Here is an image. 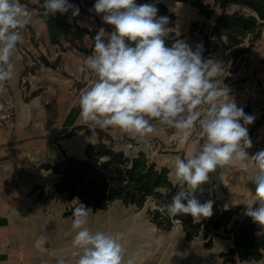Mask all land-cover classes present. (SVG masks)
<instances>
[{"label": "crops", "instance_id": "1", "mask_svg": "<svg viewBox=\"0 0 264 264\" xmlns=\"http://www.w3.org/2000/svg\"><path fill=\"white\" fill-rule=\"evenodd\" d=\"M27 1L29 4H22L31 22L20 30L23 40L11 58L14 74L3 82L5 91L0 93V105L5 101L13 102L16 111L11 122L0 126V264H57L61 259L65 264H75L79 250L72 247L77 231L72 221L77 198L69 199L65 193L54 191L56 175L43 165L55 163L64 154L84 157L87 144L98 141L100 130L115 140L118 149L125 142L136 145V150L130 154L143 151L158 166L167 167L168 177L174 182L171 160L175 156L186 158L197 138L191 134L189 142L181 145L175 129L156 121L153 122L157 123L159 131L148 139L150 146L132 140L118 128L92 129L80 118L78 100L81 90L94 79L86 68L81 71L93 50L80 51L62 37L60 44L51 42L39 10L31 6L38 0ZM161 1L193 8L179 1ZM135 2L146 3L144 0ZM92 5H84L87 13L80 12L71 22L93 29L94 37L101 26L111 31L112 26L103 25L99 16L89 12ZM70 15L68 13V21ZM190 26L191 23L188 31ZM170 29L181 36L178 39L190 45L194 41L202 44L204 51L203 39L195 34L196 30L185 36L178 34L174 26ZM94 37L85 34L82 45L91 48ZM42 58L47 59L49 65ZM237 106L255 117L247 126L252 141L247 152L251 156L264 149V134L256 133L264 115V94L237 103ZM203 142L201 140L200 144ZM256 172L247 160L225 165L222 169L218 167L209 173L208 182L201 185L200 190L213 192L216 198L224 201L226 208L247 207L246 204H252L255 199L256 184L251 179ZM148 205L137 209L115 200L106 209L89 207L92 211L87 227L92 232L119 234L125 244V260L134 257V264H264V252L258 260L224 261L221 253L233 247L231 239L214 237L212 246L206 248L201 233L187 240L178 222L167 231L157 228L146 215ZM40 236L46 237L44 251L34 246Z\"/></svg>", "mask_w": 264, "mask_h": 264}, {"label": "clouds", "instance_id": "2", "mask_svg": "<svg viewBox=\"0 0 264 264\" xmlns=\"http://www.w3.org/2000/svg\"><path fill=\"white\" fill-rule=\"evenodd\" d=\"M42 8L45 17L71 13L70 23L80 14L69 0H43ZM89 12L112 30L99 27L92 54L81 67L94 79L79 94L80 118L92 129L118 128L147 146L148 139L159 131L157 123L175 129L181 145L189 142L198 125L197 139L187 157L175 156L170 162L177 191L159 210L173 217L189 214L194 222L210 217L213 201L201 203L196 191L218 167L247 160L257 169L251 179L256 193L244 215L261 226L257 235L264 233V150L251 156L247 152L252 147L247 126L255 117L230 97L224 83L230 74L227 66L205 59L202 44L193 47L177 39L166 46L169 17L159 16L155 4L95 0ZM30 22L20 0H0V93L5 91L3 82L14 74L11 58L23 40L20 30ZM120 150L128 156L136 145L125 142ZM91 211L83 203L73 209L72 226L77 231L72 247L79 250L75 264H134V257L125 260V244L119 234L92 232L87 227ZM45 243L46 237L40 236L34 246L44 251ZM57 264L65 262L61 259Z\"/></svg>", "mask_w": 264, "mask_h": 264}, {"label": "trees", "instance_id": "3", "mask_svg": "<svg viewBox=\"0 0 264 264\" xmlns=\"http://www.w3.org/2000/svg\"><path fill=\"white\" fill-rule=\"evenodd\" d=\"M146 3L158 7L159 16H168L169 28L174 26L176 14L161 0H144ZM196 7L199 13L210 17L213 7L219 12L212 21L209 33L198 27L197 21H192L189 32L195 30L202 36L204 51L207 59L215 54L216 60L226 59V52L231 51L235 61L245 55L253 42L259 37L264 27V0H214L213 4L206 0H174ZM21 3L29 4L27 0ZM79 7L81 13H87L85 6L94 4L95 0H69ZM84 4V5H83ZM43 0L32 4L39 10V14L49 29L50 40L60 44V38L66 39L80 51L89 53L93 50L82 45L85 34L94 37V30L80 26L75 21L69 22L67 14L57 13L54 17L43 15ZM233 8H230L232 7ZM248 36H250L248 38ZM171 30L165 44L168 47L180 38ZM211 37L215 39L211 40ZM248 38L249 43L242 47V42ZM220 39V41H217ZM42 61L49 65L47 59ZM99 139L96 143H89L85 148L84 157L64 154L63 158L53 164H44L56 175L54 191L65 193L69 199L77 198V203L87 207L106 209L113 201L119 200L125 205H134L137 209L149 203L146 215L157 228L167 231L175 222L182 226L184 236L191 240L200 233L204 239L203 246H212L214 237L231 239L233 247L221 253L224 261L231 263L237 260H258L264 252V233L252 219L244 215L246 207L236 205L226 208L224 201L215 197L213 192L198 189L195 193L201 203L213 201V214L207 218H200L194 222L189 214H180L175 217L159 210L161 203L170 202L172 195L177 191V185L168 177V168L158 166L154 160L143 152L124 155V152L115 147V140L107 133L98 130ZM186 203V202H185Z\"/></svg>", "mask_w": 264, "mask_h": 264}, {"label": "rangeland", "instance_id": "4", "mask_svg": "<svg viewBox=\"0 0 264 264\" xmlns=\"http://www.w3.org/2000/svg\"><path fill=\"white\" fill-rule=\"evenodd\" d=\"M206 2L213 4L214 0H206ZM168 7L170 10H174L176 14L174 29L178 34L184 33L185 36L189 35L188 29L192 21H197L198 27L209 33L212 21L219 12L218 7L214 6L210 17H205L195 7L191 8L173 2H168ZM230 8H233V6ZM195 34L202 38L197 30ZM248 38L242 42V47L249 43ZM213 39L215 37H211V40ZM217 41H220V39H217ZM196 45L197 43L194 41L191 46L195 47ZM208 59L216 60L215 54H211ZM221 61L227 66L230 73L224 83L229 88V95L235 102L241 103L248 99L262 97L264 94V27L245 55L239 56L233 61L231 51H227L226 59ZM256 133L264 134V115L257 126Z\"/></svg>", "mask_w": 264, "mask_h": 264}, {"label": "built area", "instance_id": "5", "mask_svg": "<svg viewBox=\"0 0 264 264\" xmlns=\"http://www.w3.org/2000/svg\"><path fill=\"white\" fill-rule=\"evenodd\" d=\"M15 104L10 101H5L0 105V126L11 122L15 117ZM199 132V126L193 130L192 134L197 138Z\"/></svg>", "mask_w": 264, "mask_h": 264}]
</instances>
